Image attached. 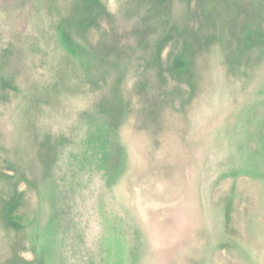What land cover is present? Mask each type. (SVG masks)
<instances>
[{"label":"rangeland","instance_id":"1","mask_svg":"<svg viewBox=\"0 0 264 264\" xmlns=\"http://www.w3.org/2000/svg\"><path fill=\"white\" fill-rule=\"evenodd\" d=\"M0 264H264V0H0Z\"/></svg>","mask_w":264,"mask_h":264}]
</instances>
